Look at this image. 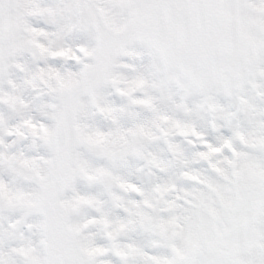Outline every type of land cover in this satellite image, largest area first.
Returning <instances> with one entry per match:
<instances>
[{"label":"snow or ice","instance_id":"snow-or-ice-1","mask_svg":"<svg viewBox=\"0 0 264 264\" xmlns=\"http://www.w3.org/2000/svg\"><path fill=\"white\" fill-rule=\"evenodd\" d=\"M0 264H264V0H0Z\"/></svg>","mask_w":264,"mask_h":264}]
</instances>
